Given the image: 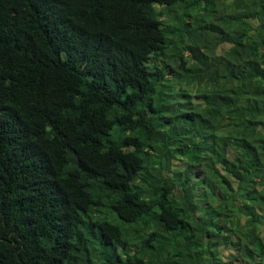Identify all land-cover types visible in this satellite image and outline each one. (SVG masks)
Instances as JSON below:
<instances>
[{"label":"trees","instance_id":"1","mask_svg":"<svg viewBox=\"0 0 264 264\" xmlns=\"http://www.w3.org/2000/svg\"><path fill=\"white\" fill-rule=\"evenodd\" d=\"M230 259L264 264V0H0V264Z\"/></svg>","mask_w":264,"mask_h":264},{"label":"rangeland","instance_id":"2","mask_svg":"<svg viewBox=\"0 0 264 264\" xmlns=\"http://www.w3.org/2000/svg\"><path fill=\"white\" fill-rule=\"evenodd\" d=\"M166 21H167L168 23L173 22V21H174V17H173V15L168 16V17L166 18ZM224 48L227 50V49L229 48V46H228V45H221V46L217 49V53H218V54L223 53V52H224ZM175 162H180V161H179V160H175ZM185 164H186V163H185ZM185 169H186V167L184 166V163H179V164H177V165L174 167V170H180V171H184V172L186 173ZM185 173H184V174H185ZM225 253L227 254L228 252L226 251ZM230 261H232L233 264H242L241 261H233V259H230Z\"/></svg>","mask_w":264,"mask_h":264}]
</instances>
